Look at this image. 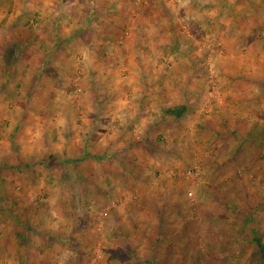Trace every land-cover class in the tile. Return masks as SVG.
<instances>
[{
	"label": "crops",
	"instance_id": "1",
	"mask_svg": "<svg viewBox=\"0 0 264 264\" xmlns=\"http://www.w3.org/2000/svg\"><path fill=\"white\" fill-rule=\"evenodd\" d=\"M164 1L145 0L139 7L135 0H0V116L5 117L6 94L14 89L7 113L11 126L19 130L10 140L20 147L13 152L41 161L36 166L49 173H81L80 181H70L67 188L60 185L62 201L75 211L79 202L95 205L107 197L119 198L116 177L121 175L127 190L113 211L114 242L106 252L110 264H178L177 254L193 233L198 234L196 227L187 230L184 222L189 220L180 224L178 207L184 199L174 187L172 195L150 199L151 188L142 181L152 173L153 163L162 161V171L171 168L170 149L163 140L172 131L168 125H185L188 117L199 120V92L210 88L198 79L197 61L204 58L194 52L195 46L215 37L223 23L236 32L226 37L229 51H259L264 43V6L252 10L248 0H171L175 3H166L169 6ZM186 1L191 5L183 8ZM251 12L254 35L237 32ZM211 16L215 20L210 21ZM182 23L192 34L181 31ZM11 46L15 54H10ZM245 51L237 56L238 64L216 58L223 104L204 117L229 125L237 141L249 138L239 137L233 126L248 121L257 132L250 137L263 144L259 127L264 129V52L253 56ZM240 76H254L256 81L245 85ZM76 82L82 92L78 98L73 95ZM180 105L187 107V115L168 117L166 110ZM53 183L44 186L47 195L55 189ZM157 205L167 207L159 213ZM70 209V217L78 218ZM87 215L79 216L81 221H88ZM73 233L62 238L45 233V252L58 255L54 247L59 242L74 257L73 262L57 264H79L77 259L86 254Z\"/></svg>",
	"mask_w": 264,
	"mask_h": 264
},
{
	"label": "rangeland",
	"instance_id": "2",
	"mask_svg": "<svg viewBox=\"0 0 264 264\" xmlns=\"http://www.w3.org/2000/svg\"><path fill=\"white\" fill-rule=\"evenodd\" d=\"M143 1L145 0H135V4L139 7L144 6L146 3ZM168 2L175 3L171 0L164 1L165 4ZM248 2H251L252 10L262 9L264 6V0H248ZM235 3L239 4V2ZM182 4L185 8V5L186 7L191 5V1ZM166 5L169 6V4ZM187 15L191 18L190 14L187 13ZM246 17L248 22L245 27L242 22H239L242 27L237 32L252 36L256 31L253 22L254 12L248 13ZM209 19L210 21L215 20L213 16ZM191 26L194 27V25ZM226 26L223 23L222 28L217 29L215 37L209 38L210 40H201V44L194 48V52H198L204 58L197 61V66H200L198 79L201 80L200 84L210 88L209 91L205 88L204 93L199 92L200 102H197L199 120L188 117L184 118L185 125L173 123L168 125L169 129L172 128L169 133L172 136L168 134L163 140L170 149L168 153L170 156L167 159L170 162L167 165L171 168L162 171V161L160 163L158 161L159 165L153 163L150 166L152 173L145 177V181H142L151 188V190L148 189L150 199L172 195L175 193L174 190L179 192V196L184 199L183 205L178 207L179 214L183 215L180 224L183 219L189 220L190 223L184 222L187 230L196 227L198 234L193 233L187 245H184L182 251L177 254L178 264H247L253 251L256 250L252 241L254 236L252 230L258 229L259 233L264 236V143L261 144L259 140L250 137L257 133L253 131L255 125L247 121L246 124L239 123L236 127L233 126V128H238L239 137L249 138L246 139L247 141H237L235 133L230 135L229 125L221 124L219 118L204 117L213 110L217 111L223 104L220 99L221 94L218 93L220 82L217 77V70L221 65L216 58L232 60V63L233 60H237L238 64L237 56L246 50L240 51L230 47L229 51L226 37L232 30ZM180 29L185 31L186 36L190 32L187 24L184 23L181 24ZM234 34L236 32L232 31L231 35ZM186 47L192 48L193 46H182L183 49ZM11 48L12 46L9 49ZM253 48L245 52L253 56H256V53L261 54L264 52V43L259 45V51ZM12 50L10 54H15ZM233 55L236 57H232ZM262 56L264 58V54ZM238 78L244 81L245 85L256 81L254 76L246 77L245 80L243 76ZM239 83L240 81L237 82ZM76 84L77 82L75 86ZM77 88L78 86L73 92L75 97L82 94L81 91H77ZM10 90L11 92L6 94L9 100L4 105L5 117L2 119L0 116L2 120H5L0 125V145L2 144L0 146V187L3 186L1 198H4L5 194L8 196L7 203L0 205V263L5 261L7 264H12L18 261L23 264H33L50 260L54 262L53 264L73 262L74 257H71V253L65 252V248L63 249L59 242H55L54 247L56 251L58 250V255L45 252L47 243L44 238H46L45 233L51 235V238L55 235H60L59 238L67 237L66 234L75 230L72 235L78 239L76 242L86 252L77 259L79 264H110V257L106 252L111 250V244L114 242L113 211L118 203L117 200L121 196L124 197V192L127 190L122 185L121 175L116 177L121 187L118 191L119 198L111 200V197H107L105 203L95 205L76 203L78 218L76 216V219L71 218L70 208L72 207L73 211L77 212L74 210L75 206L62 201L61 195L64 191L61 192L60 185L63 184L67 188L70 181L74 183L80 181L78 176L82 174L75 172L65 175L58 169L49 173L46 171L47 168L43 170L44 167L36 166V164L41 165V161L34 163L27 155L21 154L20 156L19 152H17L18 156H15L13 151L20 147L18 145L20 143H15L13 139L10 140L12 135L19 131L11 126L12 118L9 111L7 113L12 103L10 100H14L16 95L14 89ZM210 106H215V108H210ZM10 110L11 115L15 113V110ZM72 113L73 116H79L78 113ZM181 125L183 128H180ZM259 131L264 133L262 127H259ZM24 134L27 133L24 132ZM179 135L181 137L175 141V137L178 138ZM48 183L55 185L50 195L44 191V186ZM124 183L126 184L125 181ZM14 198L19 200L16 203L17 206L11 204L12 201L15 202ZM10 199L13 200L10 202ZM5 205L9 206L6 212L13 214V220L8 219L7 213H1ZM149 206L148 204L146 207ZM156 207L160 213L161 209H166L167 206L157 205ZM56 212L60 214L57 215ZM103 213H109V216H103ZM248 213L251 217L255 216L254 221L244 223L241 217H249ZM82 214H88L89 220L81 221L79 216ZM192 218L197 221H190ZM211 218L215 220L210 221ZM16 220L18 224H22L24 229L28 227L27 223H31L28 237L25 242H22L23 244L16 240ZM28 248H31L32 252Z\"/></svg>",
	"mask_w": 264,
	"mask_h": 264
},
{
	"label": "trees",
	"instance_id": "3",
	"mask_svg": "<svg viewBox=\"0 0 264 264\" xmlns=\"http://www.w3.org/2000/svg\"><path fill=\"white\" fill-rule=\"evenodd\" d=\"M187 113V107L185 105H180L177 106L175 108H170L168 110H166V114L172 117H176V118H181L183 115H186ZM1 189H3V186L0 187V205L3 203H7L6 200H3V198H1ZM13 199H10V202ZM17 202H11L12 206L15 205ZM6 208H9L8 205H5L2 207L1 213L5 214L7 213ZM249 214V213H248ZM8 215V219L9 220H13V214L12 213H7ZM253 215V214H252ZM249 217H245L244 218V223H248L250 221H254L255 216L251 217L250 214L248 215ZM16 224V229H17V233H16V240L17 242L23 244L22 242L26 241V238L28 237V229H31V223H27L28 227L26 229L22 228V224H18L17 220L15 222ZM254 236H253V243L256 246V250L253 251L252 255L250 256V259L248 260L247 264H264V236L261 235L258 231V229H253L252 230Z\"/></svg>",
	"mask_w": 264,
	"mask_h": 264
},
{
	"label": "built area",
	"instance_id": "4",
	"mask_svg": "<svg viewBox=\"0 0 264 264\" xmlns=\"http://www.w3.org/2000/svg\"><path fill=\"white\" fill-rule=\"evenodd\" d=\"M79 91H81V89H79ZM102 215H103V216H106V215H107V213H103Z\"/></svg>",
	"mask_w": 264,
	"mask_h": 264
}]
</instances>
